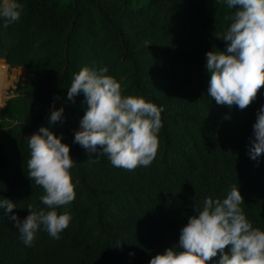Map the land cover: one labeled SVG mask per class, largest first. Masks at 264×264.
Returning <instances> with one entry per match:
<instances>
[{"label": "trees", "instance_id": "obj_1", "mask_svg": "<svg viewBox=\"0 0 264 264\" xmlns=\"http://www.w3.org/2000/svg\"><path fill=\"white\" fill-rule=\"evenodd\" d=\"M18 2L20 20L6 28L0 21V58L27 70L0 107V199L14 201L21 220L29 204L47 210L43 189L27 175V138L41 126L70 145L76 197L57 209L72 217L60 239L41 226L31 247L0 209V264H149L178 243L195 203L222 199L233 185L249 221L264 230V154L249 156L264 87L244 110L207 94L206 53L226 51L215 35L235 9L223 0ZM84 66H106L122 95L163 108L151 165L116 168L73 143L87 105L83 93L74 102L67 93ZM53 104L64 108L63 123L50 124Z\"/></svg>", "mask_w": 264, "mask_h": 264}, {"label": "clouds", "instance_id": "obj_2", "mask_svg": "<svg viewBox=\"0 0 264 264\" xmlns=\"http://www.w3.org/2000/svg\"><path fill=\"white\" fill-rule=\"evenodd\" d=\"M223 2L235 11L225 16L230 26L215 35L226 42V51L206 53V68L211 73L207 94L219 105L244 110L264 87V0ZM22 10L18 0H0L3 27L19 21ZM107 73L106 66L98 71L84 66L73 75L68 98L74 102L83 93L87 105L73 143L89 156L106 155L116 168L147 167L158 152L163 108L142 96L122 95L121 83ZM63 113V107L57 109L53 104L50 124L63 123ZM253 134L249 156L256 160L264 154V106L257 112ZM27 140V175L43 189L40 200L47 210L29 204V214L21 220L13 212L16 203L7 198L0 199V209L14 222L23 243L31 247L41 226L57 240L69 226L70 214L57 209L75 200L70 170L76 161L70 145L49 127L41 126ZM242 204L244 197L236 185L222 199L208 197L202 204L195 203L178 243L154 255L149 264H264V230L253 226Z\"/></svg>", "mask_w": 264, "mask_h": 264}, {"label": "rangeland", "instance_id": "obj_3", "mask_svg": "<svg viewBox=\"0 0 264 264\" xmlns=\"http://www.w3.org/2000/svg\"><path fill=\"white\" fill-rule=\"evenodd\" d=\"M0 60L5 61L3 58ZM7 72L4 71V65L0 63V70L3 72V76L6 80L5 86L7 87L4 92V99H0V107L3 106L5 101L15 95L17 91V84L23 83L25 80L26 68L25 67H10L7 64Z\"/></svg>", "mask_w": 264, "mask_h": 264}, {"label": "bare ground", "instance_id": "obj_4", "mask_svg": "<svg viewBox=\"0 0 264 264\" xmlns=\"http://www.w3.org/2000/svg\"><path fill=\"white\" fill-rule=\"evenodd\" d=\"M2 65H4V71L6 69V65L4 63H1ZM5 78L3 76V72L0 70V99H4V92L6 90V86H5Z\"/></svg>", "mask_w": 264, "mask_h": 264}, {"label": "crops", "instance_id": "obj_5", "mask_svg": "<svg viewBox=\"0 0 264 264\" xmlns=\"http://www.w3.org/2000/svg\"><path fill=\"white\" fill-rule=\"evenodd\" d=\"M0 63H4L5 65H6V69H5V71L7 72V63H6V61H2V60H0Z\"/></svg>", "mask_w": 264, "mask_h": 264}, {"label": "water", "instance_id": "obj_6", "mask_svg": "<svg viewBox=\"0 0 264 264\" xmlns=\"http://www.w3.org/2000/svg\"><path fill=\"white\" fill-rule=\"evenodd\" d=\"M4 60H5V59H4ZM5 61H6V60H5ZM4 105H6V101H5V103L3 104V106H4Z\"/></svg>", "mask_w": 264, "mask_h": 264}]
</instances>
